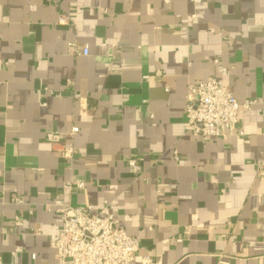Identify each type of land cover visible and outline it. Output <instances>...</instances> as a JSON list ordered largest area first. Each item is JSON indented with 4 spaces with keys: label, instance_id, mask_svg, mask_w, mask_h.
Instances as JSON below:
<instances>
[{
    "label": "crops",
    "instance_id": "obj_1",
    "mask_svg": "<svg viewBox=\"0 0 264 264\" xmlns=\"http://www.w3.org/2000/svg\"><path fill=\"white\" fill-rule=\"evenodd\" d=\"M215 60L255 101L241 136L184 130L187 86L219 77ZM69 179L85 188L66 198ZM65 201L92 214L114 201L141 243L131 264H264V0H0L2 264H55Z\"/></svg>",
    "mask_w": 264,
    "mask_h": 264
},
{
    "label": "built area",
    "instance_id": "obj_2",
    "mask_svg": "<svg viewBox=\"0 0 264 264\" xmlns=\"http://www.w3.org/2000/svg\"><path fill=\"white\" fill-rule=\"evenodd\" d=\"M69 18L61 15L59 24H68ZM66 51L72 56L88 54V47L81 46L76 41L69 42ZM219 77H210L187 86L184 105L186 124L184 130L194 137L218 138L227 133L235 132L238 125L239 109L249 110L255 101L246 100L239 103L224 84L222 78L229 75L230 70L218 60L214 61ZM241 136V131H236ZM78 133L73 127L70 137ZM54 134H46V140L54 144ZM58 152L69 161L76 155L72 142L59 144ZM177 160V158L175 157ZM128 166L139 171L136 160L130 159ZM85 185L81 181L69 179L60 188L63 197H70L73 192H81ZM14 205H22L24 198L13 195L10 199ZM115 202H105L102 211L106 213L92 214L84 207L73 206L69 201L59 203L56 213L60 218V227L49 245L54 251L55 264H131L141 243L128 236L119 225L118 220L110 211ZM108 211V212H107ZM15 226H20L18 217L13 220ZM22 249L16 247L12 255L20 253ZM34 261V255L31 256ZM143 264H150L151 258L145 256ZM0 264H2L0 258Z\"/></svg>",
    "mask_w": 264,
    "mask_h": 264
}]
</instances>
